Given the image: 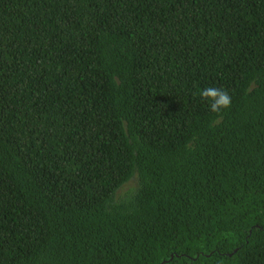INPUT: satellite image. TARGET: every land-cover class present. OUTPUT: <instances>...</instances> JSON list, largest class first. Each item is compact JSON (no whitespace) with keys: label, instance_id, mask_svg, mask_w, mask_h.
Returning <instances> with one entry per match:
<instances>
[{"label":"trees","instance_id":"1","mask_svg":"<svg viewBox=\"0 0 264 264\" xmlns=\"http://www.w3.org/2000/svg\"><path fill=\"white\" fill-rule=\"evenodd\" d=\"M0 264H264V0H0Z\"/></svg>","mask_w":264,"mask_h":264},{"label":"clouds","instance_id":"2","mask_svg":"<svg viewBox=\"0 0 264 264\" xmlns=\"http://www.w3.org/2000/svg\"><path fill=\"white\" fill-rule=\"evenodd\" d=\"M201 98L209 101V108L213 113L227 110L232 104V97L227 91L209 86L200 91Z\"/></svg>","mask_w":264,"mask_h":264}]
</instances>
